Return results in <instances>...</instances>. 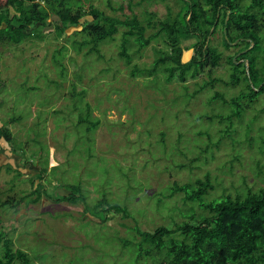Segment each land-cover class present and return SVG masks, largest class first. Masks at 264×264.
<instances>
[{
  "label": "rangeland",
  "instance_id": "374dc122",
  "mask_svg": "<svg viewBox=\"0 0 264 264\" xmlns=\"http://www.w3.org/2000/svg\"><path fill=\"white\" fill-rule=\"evenodd\" d=\"M82 3L86 11L87 2ZM90 4L117 20L135 15L144 23L143 13L150 14L155 26L146 36L156 31L166 8L172 17L177 10L174 0ZM249 4L240 2L242 8ZM55 20L50 16V26L26 27L27 36L15 44L0 43V128L9 133L8 142L0 135V232L12 249L27 253L30 264H159L160 257L135 261L134 229L171 230L182 222L194 224L190 216L206 215L183 192H172L174 184L207 175L212 189L205 201L264 188V94L251 102L238 100L241 119L217 118L232 114L230 100L246 91L245 81L223 84L229 82L226 57L239 46L233 47L234 41L223 48L219 26L208 37L221 55L210 77L204 69L196 78L166 84L158 70L157 84L153 76H128L130 67L119 56L125 27L116 26L112 38L88 54L89 45L78 48L88 40L86 32L70 26L56 36ZM134 48L126 47V53L140 68H149L158 51L168 50L161 37L138 54ZM189 56L184 52L181 62ZM208 79L220 81L198 90ZM215 93L226 103L209 102ZM84 104L89 119L97 120L92 132L76 124ZM114 205L128 215L108 211Z\"/></svg>",
  "mask_w": 264,
  "mask_h": 264
},
{
  "label": "trees",
  "instance_id": "16d2710c",
  "mask_svg": "<svg viewBox=\"0 0 264 264\" xmlns=\"http://www.w3.org/2000/svg\"><path fill=\"white\" fill-rule=\"evenodd\" d=\"M41 1L46 6L45 10L39 6ZM82 1L87 2L86 11L82 9ZM241 1L174 0L177 10L173 17L170 9L166 8L165 18L156 22V31L146 36L145 31L155 26L150 14L143 13L145 22L142 23L135 15L123 20L105 16L90 4V0H0V26H3L0 28V43H17L27 36L24 32L26 27L35 24H39V27L50 26L46 20L54 16L53 30L56 36L64 34L65 28L70 26L80 27V33L86 32L88 40L78 43V48L89 45L86 51L89 54L112 38L116 26H122L127 30L120 34L119 56L130 67V78L153 76L158 84L159 79L155 75L161 70L164 83H183L187 78L193 79L204 73V69L207 77H210L211 70L219 66L221 55L216 47L209 45L208 39L219 26L221 46L227 49L234 41L233 47L239 46L233 55L226 57L229 82L223 84L236 86L239 80L246 82V91L239 92L230 100L234 104L233 113L230 112L228 117H217L219 121L224 119L229 122L231 118H242L243 111L238 104L240 98L251 102L264 94V0H250V4L243 5V8ZM73 6L75 9L71 13ZM84 16H89L90 21L79 23ZM158 37L164 41L167 51H158L149 68L130 64L126 47L134 46L133 53L138 54L150 40ZM188 51L189 60L186 64L182 63V54ZM257 52L258 58L255 57ZM218 79L202 82L198 90L212 82H219ZM216 99L226 103L217 93L209 98V102ZM89 111L88 104H84V114L76 121L77 125L85 126L86 132H92L97 124V120L89 119ZM261 111H264V107ZM0 135L4 141H9V133L4 128H0ZM42 176L40 171L37 178ZM211 189L207 175L192 183L174 184L172 192H183L184 199L196 203L206 215L198 216L196 220L190 216L194 224L182 222L171 230L159 226L152 232H139L135 228L139 237L135 243V261L141 257H160L159 264H264V188L255 191L246 189L243 196L222 195L205 201L203 198ZM33 194L35 198L31 200L32 203L37 201L39 192ZM62 200L73 202L67 196ZM19 201H23V198ZM109 210L128 215L125 209L121 210L115 205ZM175 233L177 235L173 237ZM125 245L126 242L123 243ZM30 261L26 252L12 249L10 239L0 232V264H30Z\"/></svg>",
  "mask_w": 264,
  "mask_h": 264
}]
</instances>
